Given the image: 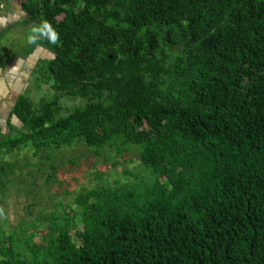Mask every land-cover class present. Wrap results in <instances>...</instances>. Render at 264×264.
Here are the masks:
<instances>
[{"label":"trees","instance_id":"1","mask_svg":"<svg viewBox=\"0 0 264 264\" xmlns=\"http://www.w3.org/2000/svg\"><path fill=\"white\" fill-rule=\"evenodd\" d=\"M19 1L53 57L0 128V192L11 153L77 141L151 179L0 225V264H264V0Z\"/></svg>","mask_w":264,"mask_h":264},{"label":"rangeland","instance_id":"2","mask_svg":"<svg viewBox=\"0 0 264 264\" xmlns=\"http://www.w3.org/2000/svg\"><path fill=\"white\" fill-rule=\"evenodd\" d=\"M28 31L30 36L22 34L20 44L16 46L18 52L31 43L26 40L31 38L32 34L35 35L34 40L37 35H40L37 26ZM4 39L2 35L0 42L4 43ZM3 47L0 46V49L5 51L7 48ZM48 54L47 59L50 60L53 53L48 50ZM42 89L49 95V85L42 86ZM50 91L53 92L52 89ZM41 95L35 94L37 98ZM83 102L82 99H67L64 105L74 107ZM1 108L0 128L7 133L9 132L7 118L10 110L6 109L4 104ZM40 155L34 154L32 146H26L8 156V161L16 164L15 169L8 175L10 180L6 191L4 194L0 192V225H3L8 232L18 226L22 219L36 220L39 215H50L55 210H62V207L64 209V205L66 207L68 204L73 205L80 191L98 183L111 186L128 184L135 186L143 181L149 183L151 179L149 171L142 165L137 152H126L121 157L113 151L102 150V153L98 155L96 149L83 141H77L73 145H66L58 150L53 155V160L45 161L48 164L42 169L34 164L40 161L42 163ZM50 163H54L57 167L56 175L51 181L47 180L48 174L52 172ZM44 225L40 223L39 230L41 227L43 229Z\"/></svg>","mask_w":264,"mask_h":264},{"label":"crops","instance_id":"3","mask_svg":"<svg viewBox=\"0 0 264 264\" xmlns=\"http://www.w3.org/2000/svg\"><path fill=\"white\" fill-rule=\"evenodd\" d=\"M34 26L19 0H0V38L5 37L0 46L7 48L5 51L0 49V109L4 104L11 111L18 96L34 88L35 69L39 62L49 57V49L41 43L40 35L34 40L32 34L26 40L31 43L22 51L16 50L22 34L30 36L28 30Z\"/></svg>","mask_w":264,"mask_h":264},{"label":"clouds","instance_id":"4","mask_svg":"<svg viewBox=\"0 0 264 264\" xmlns=\"http://www.w3.org/2000/svg\"><path fill=\"white\" fill-rule=\"evenodd\" d=\"M46 27H47V26H46ZM52 38H53V40H55V39H56V36H55V34H53Z\"/></svg>","mask_w":264,"mask_h":264}]
</instances>
